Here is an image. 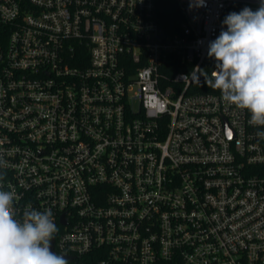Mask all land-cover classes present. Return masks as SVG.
I'll use <instances>...</instances> for the list:
<instances>
[{
  "label": "built area",
  "instance_id": "2783aa9c",
  "mask_svg": "<svg viewBox=\"0 0 264 264\" xmlns=\"http://www.w3.org/2000/svg\"><path fill=\"white\" fill-rule=\"evenodd\" d=\"M175 1L0 0L4 190L69 264H264V126L193 73L260 0Z\"/></svg>",
  "mask_w": 264,
  "mask_h": 264
},
{
  "label": "clouds",
  "instance_id": "9594fccd",
  "mask_svg": "<svg viewBox=\"0 0 264 264\" xmlns=\"http://www.w3.org/2000/svg\"><path fill=\"white\" fill-rule=\"evenodd\" d=\"M205 6L206 0H189L190 9ZM207 55L215 60V69L209 75L195 67L197 80V74L203 76L224 101L250 113V124L264 126V0L255 11L244 7L227 14ZM256 135L264 138V131ZM6 166L0 157V264H69L65 254L51 251L59 231L51 209L14 206L17 194L4 190Z\"/></svg>",
  "mask_w": 264,
  "mask_h": 264
},
{
  "label": "trees",
  "instance_id": "16d2710c",
  "mask_svg": "<svg viewBox=\"0 0 264 264\" xmlns=\"http://www.w3.org/2000/svg\"><path fill=\"white\" fill-rule=\"evenodd\" d=\"M157 18L170 33H175L183 21L182 13L175 0H156Z\"/></svg>",
  "mask_w": 264,
  "mask_h": 264
},
{
  "label": "water",
  "instance_id": "95a60500",
  "mask_svg": "<svg viewBox=\"0 0 264 264\" xmlns=\"http://www.w3.org/2000/svg\"><path fill=\"white\" fill-rule=\"evenodd\" d=\"M51 251H52V249H51Z\"/></svg>",
  "mask_w": 264,
  "mask_h": 264
}]
</instances>
